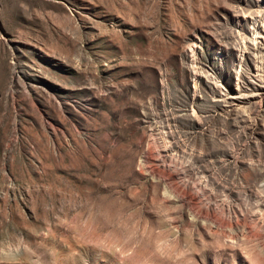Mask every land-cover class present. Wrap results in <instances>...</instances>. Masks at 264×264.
I'll list each match as a JSON object with an SVG mask.
<instances>
[{
    "label": "rangeland",
    "instance_id": "rangeland-1",
    "mask_svg": "<svg viewBox=\"0 0 264 264\" xmlns=\"http://www.w3.org/2000/svg\"><path fill=\"white\" fill-rule=\"evenodd\" d=\"M0 264H264V0H0Z\"/></svg>",
    "mask_w": 264,
    "mask_h": 264
},
{
    "label": "bare ground",
    "instance_id": "bare-ground-1",
    "mask_svg": "<svg viewBox=\"0 0 264 264\" xmlns=\"http://www.w3.org/2000/svg\"><path fill=\"white\" fill-rule=\"evenodd\" d=\"M179 192H180V191H179ZM180 194H182V191L180 192ZM184 194H185V193H184ZM196 198H197V197H196ZM196 198H194L193 196H192V198H191V199L193 200L194 203L196 202V201H195ZM196 200H197V199H196ZM197 201H198V200H197ZM197 203H198V202H197ZM197 203H196V204H197ZM196 204H195V205H196ZM199 213H201L200 210H199ZM203 213H204V212H203ZM201 214H202V213H201ZM207 216H208V214H207ZM205 217H206V216H205ZM214 220L218 221L219 219L217 220V219L215 218ZM222 222H223V221H222ZM220 224H221V222H220ZM222 224H223V223H222Z\"/></svg>",
    "mask_w": 264,
    "mask_h": 264
}]
</instances>
